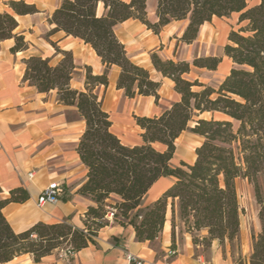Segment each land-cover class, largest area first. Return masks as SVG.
<instances>
[{
  "label": "trees",
  "instance_id": "trees-1",
  "mask_svg": "<svg viewBox=\"0 0 264 264\" xmlns=\"http://www.w3.org/2000/svg\"><path fill=\"white\" fill-rule=\"evenodd\" d=\"M8 6L16 15L37 12L22 1H11ZM233 14L238 15L236 29L229 31L223 47L231 67L216 89L188 75L192 69L216 71L220 58H195L189 64L150 54L152 69L173 83L177 98L161 107L158 115L133 116L140 144L124 145L112 132L109 114L94 90L107 88L108 71L116 66L117 91L127 99L152 97L159 106L161 81L130 60L115 28L137 20L158 35L171 23L185 22L177 43L191 45L202 26ZM146 15V0H59L48 19L51 33H63L89 46L104 67L101 75H93L84 66L81 89L70 86L76 70L70 51L56 49L62 57L55 65L41 56L23 59V82L40 94L54 91L56 102L72 107L84 122L76 152L86 169V180L76 193L93 205L81 219L82 228L66 222L37 223L15 233L2 210L10 203L26 202L29 195L18 187L2 199L0 188V264L23 255L37 264L60 250L74 255L95 244L110 214L113 223L132 227L138 243L155 242L168 222L172 249L176 234H187L193 246L202 250L215 241L224 253L228 244L232 264H264V0L252 7L246 0H155L156 22L151 23ZM16 27L12 15L0 13V41L13 39V54L28 49L24 37L13 34ZM205 114L208 119L202 117ZM186 131L202 143L194 150L191 164L172 166L175 141ZM162 178L172 180L170 187L142 207L148 191ZM237 180L253 187L259 206L260 232L250 234L247 257L240 253Z\"/></svg>",
  "mask_w": 264,
  "mask_h": 264
},
{
  "label": "crops",
  "instance_id": "crops-1",
  "mask_svg": "<svg viewBox=\"0 0 264 264\" xmlns=\"http://www.w3.org/2000/svg\"><path fill=\"white\" fill-rule=\"evenodd\" d=\"M11 1H22L27 5H33L37 12L32 15H16L8 6ZM46 1L0 0V13L12 15L17 22L13 34L22 35L24 41L28 44L27 50L13 54L10 49L14 45V40L0 41L1 198H8L9 191L18 187L23 188L29 195L26 202L10 203L2 210L3 216L15 233L23 232L37 223L56 224L66 222L73 227L82 228L81 219L87 208L93 205L90 200L76 193L86 180V169L76 152L79 138L84 130V122L77 116L72 107H66L56 102L54 91L49 94H40L34 87L23 82L25 69L23 59L34 56L31 52L35 48L34 42L31 40V32L33 33L41 24L39 17L44 14L45 8L43 6ZM49 1H54V3L51 7L52 11L47 15L48 18L59 3V0ZM90 50L92 51L91 48ZM93 54L96 57L94 52ZM40 56L43 57L44 55L40 54ZM48 58L51 61L52 58ZM96 59L102 68L99 58L96 57ZM109 71L112 74L111 81L115 82L119 69L112 66ZM155 75L159 80L155 78L154 80L161 81V87L163 81H167L171 83L173 90V83L170 80L161 78L156 73ZM71 88L73 87L71 86ZM174 95L176 96L175 93ZM137 98L152 100L154 104V98L152 97ZM111 123L113 129L114 124L112 121ZM136 130L138 134L135 135L134 140L126 135H115L124 145L134 146L140 144V130L135 125ZM29 174L32 177H29ZM164 179L169 178L158 180L148 191L143 199V201H147L145 205L160 198L170 187L172 182L165 188L158 186L160 181ZM54 181L63 185L64 195L62 197L66 196L67 199L65 201L60 199L55 205L37 207L38 195ZM108 221L109 224L99 230L95 238V244L74 254L70 264H130L126 258L128 254L139 258L143 264L233 263L228 244L225 246L224 253L215 241L212 242L209 249L202 250L193 246L191 238L187 234H178L180 237L175 240L174 249H172L168 222L165 224L159 239L155 242L138 243L135 240V234L131 226L123 228L113 223L109 218ZM259 232L260 225L255 224L254 233L258 234ZM242 236L243 234L240 231L241 243ZM245 242L246 250L241 245L243 257H247L250 253L249 240L245 238ZM154 244L157 245L156 249L152 247ZM171 251H175V255L171 256L169 254ZM6 264L35 263L29 255H23ZM37 264L66 263L59 259L58 252H54Z\"/></svg>",
  "mask_w": 264,
  "mask_h": 264
},
{
  "label": "rangeland",
  "instance_id": "rangeland-1",
  "mask_svg": "<svg viewBox=\"0 0 264 264\" xmlns=\"http://www.w3.org/2000/svg\"><path fill=\"white\" fill-rule=\"evenodd\" d=\"M129 2L130 0H122ZM259 0H246L248 7H252ZM54 1H46L43 6L44 14L39 17L41 24L32 33L31 40L34 42L35 48L31 50L34 56L44 55V58L51 57L50 65H55L61 55L56 54V49L70 51L75 62V74L71 82V86L76 89L82 88L81 80L84 78V66H89L93 75H101L104 67H100L99 61L94 56L88 46H85L78 40L70 37H65L63 33H51L52 26L48 24L47 15L52 11L51 7ZM146 16L147 19L154 23L155 17V0H146ZM238 15L233 14L227 19H213L210 23L201 27L198 37L191 45L177 43V38H180L185 27V22L171 23L161 29L158 35L146 29L137 20H128L115 28V34L118 40L124 45L128 57L135 64L144 67L152 78L159 80L152 70L150 64V54L155 52L163 60H172L174 62L185 61L189 64L195 58L202 57H217L221 59V63L216 71H207L203 69H192L188 75L190 80H198L199 82L208 85L212 88H217L224 76L227 75L231 63L224 56L223 47L227 44V36L229 31L236 29V21ZM42 57V58H43ZM95 72V73H94ZM99 72V74H98ZM111 72L108 71L109 84L107 88L98 87L94 90L98 99L102 101V108L110 116L113 122L114 134L126 135L134 140L138 131H135L133 116L147 115L152 116L160 112V107H165L169 102L176 99L173 93L171 83L163 81L159 96L160 107L155 106L152 100H144L141 98L127 99L123 96L122 91L115 89V82L111 81ZM203 118H209V115H203ZM192 127V124H191ZM137 132V133H136ZM202 143V139L186 131L175 141V153L172 166H178L180 162L191 164L194 159V150ZM172 180L164 179L158 184L159 187L165 188ZM238 204H239V219L240 231L242 232V243L246 250L245 238L249 240L250 234L254 232L255 224L260 225L258 219L259 206L254 199L253 187L245 180H237L236 182ZM147 201H143V206H146ZM169 218V216H168ZM177 233V230H176ZM166 231V235H167ZM180 236L176 234V239ZM153 249L157 245H152ZM240 253L241 248H240ZM243 256V255H242ZM63 261V260H62ZM65 262V261H64Z\"/></svg>",
  "mask_w": 264,
  "mask_h": 264
},
{
  "label": "built area",
  "instance_id": "built-area-1",
  "mask_svg": "<svg viewBox=\"0 0 264 264\" xmlns=\"http://www.w3.org/2000/svg\"><path fill=\"white\" fill-rule=\"evenodd\" d=\"M29 177H32L31 174H29ZM64 194V187L62 184L58 182H51L44 190L40 192V194L37 197L36 205L37 207H42L44 205H55L57 204L61 197ZM109 219H111V214L108 216ZM107 218V219H108ZM171 256L175 255V251L169 252ZM74 255H71L69 252H66V250H60L58 252L59 259L65 261L66 264H70L69 258L73 257ZM127 260L132 264H143L142 260L139 258H136L130 254L127 255Z\"/></svg>",
  "mask_w": 264,
  "mask_h": 264
}]
</instances>
